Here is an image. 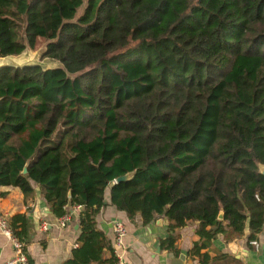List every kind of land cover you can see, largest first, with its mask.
<instances>
[{"label":"trees","instance_id":"obj_1","mask_svg":"<svg viewBox=\"0 0 264 264\" xmlns=\"http://www.w3.org/2000/svg\"><path fill=\"white\" fill-rule=\"evenodd\" d=\"M41 40L61 67L0 69V187L25 202L37 187L58 218L81 207L63 264L119 263L97 222L108 201L132 223L166 220L175 256L194 225L192 263L234 261L220 237L258 239L264 0H0V58ZM9 222L26 254L31 220Z\"/></svg>","mask_w":264,"mask_h":264},{"label":"crops","instance_id":"obj_2","mask_svg":"<svg viewBox=\"0 0 264 264\" xmlns=\"http://www.w3.org/2000/svg\"><path fill=\"white\" fill-rule=\"evenodd\" d=\"M36 197L28 202L20 188L0 187V208L12 218L15 215L26 214L33 224L30 244L26 246V254L33 264H63L73 256V250L78 247L80 236L79 213L74 208L68 214L70 220L67 226H61V218L54 215L40 189L36 187ZM109 200V199H108ZM108 205L97 218L98 227L114 244V225L121 222L127 229L123 245L116 247L117 256L124 264H196L188 258V251L199 240L195 226L189 224L180 231L181 242L178 245L179 256L160 250V240L168 236V223L162 218L144 226L139 216L132 223L127 215ZM47 225V229H43ZM250 231L241 237L225 240L223 237L214 242V248L225 253L230 259L225 264H264V229L258 235L260 248L257 250L249 242ZM185 256V260L179 259ZM216 254L213 253V257ZM16 258V250L12 241L0 230V264H12ZM179 259V260H178Z\"/></svg>","mask_w":264,"mask_h":264},{"label":"built area","instance_id":"obj_3","mask_svg":"<svg viewBox=\"0 0 264 264\" xmlns=\"http://www.w3.org/2000/svg\"><path fill=\"white\" fill-rule=\"evenodd\" d=\"M76 209L80 210L81 207H77ZM10 218L8 215L0 208V230L10 238V240L13 243V246L16 250V258L14 261H12V264H29L28 258L26 254L24 253V245L22 242H20L14 235L13 231L10 228ZM70 220V216L66 215L63 218H61V226L65 228L67 226V223ZM43 229H47V225H43ZM127 235V229L125 225L121 222H117L114 225V244L116 247L123 245V240ZM253 247H255L257 250L260 248V245L258 241H253L251 243ZM117 252V250H116ZM118 264H124L120 259Z\"/></svg>","mask_w":264,"mask_h":264},{"label":"rangeland","instance_id":"obj_4","mask_svg":"<svg viewBox=\"0 0 264 264\" xmlns=\"http://www.w3.org/2000/svg\"><path fill=\"white\" fill-rule=\"evenodd\" d=\"M47 42L39 41L35 49L28 47L26 51L19 55L8 58H0V65L7 64L12 66L24 65H41L45 69H52L61 67V64L56 60L45 58L44 53L46 50Z\"/></svg>","mask_w":264,"mask_h":264},{"label":"water","instance_id":"obj_5","mask_svg":"<svg viewBox=\"0 0 264 264\" xmlns=\"http://www.w3.org/2000/svg\"><path fill=\"white\" fill-rule=\"evenodd\" d=\"M7 66H9V65H7V64H2V65H0V69H2V68H4V67H7ZM24 172L26 173V172H27V169H25ZM263 173H264V169H263ZM134 174H135V172H133V173H129V174L123 176V177H119V178L115 181V183L111 184V187H113L116 183L129 181V180L134 176ZM222 217H223V216H221L220 218H222ZM179 259H181V260H185V256L182 255ZM179 259H178V260H179Z\"/></svg>","mask_w":264,"mask_h":264}]
</instances>
